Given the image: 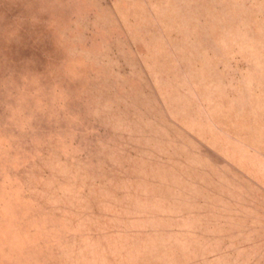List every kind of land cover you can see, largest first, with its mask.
Segmentation results:
<instances>
[{
  "label": "rangeland",
  "instance_id": "obj_1",
  "mask_svg": "<svg viewBox=\"0 0 264 264\" xmlns=\"http://www.w3.org/2000/svg\"><path fill=\"white\" fill-rule=\"evenodd\" d=\"M0 264H264V0H0Z\"/></svg>",
  "mask_w": 264,
  "mask_h": 264
}]
</instances>
